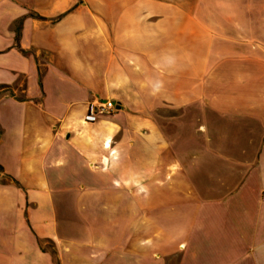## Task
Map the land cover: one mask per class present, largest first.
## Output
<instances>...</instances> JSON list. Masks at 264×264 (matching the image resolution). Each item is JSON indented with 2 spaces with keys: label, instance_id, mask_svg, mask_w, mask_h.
Wrapping results in <instances>:
<instances>
[{
  "label": "crops",
  "instance_id": "1",
  "mask_svg": "<svg viewBox=\"0 0 264 264\" xmlns=\"http://www.w3.org/2000/svg\"><path fill=\"white\" fill-rule=\"evenodd\" d=\"M0 264H264V0H0Z\"/></svg>",
  "mask_w": 264,
  "mask_h": 264
},
{
  "label": "built area",
  "instance_id": "2",
  "mask_svg": "<svg viewBox=\"0 0 264 264\" xmlns=\"http://www.w3.org/2000/svg\"><path fill=\"white\" fill-rule=\"evenodd\" d=\"M118 109L116 103L111 100H99L93 101L88 109V113L86 115V119L88 121H94L98 116L104 114H111Z\"/></svg>",
  "mask_w": 264,
  "mask_h": 264
}]
</instances>
